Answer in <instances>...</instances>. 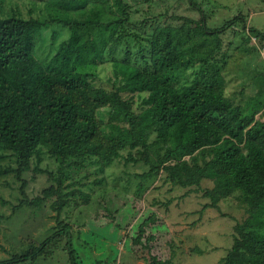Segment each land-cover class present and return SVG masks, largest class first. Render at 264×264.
<instances>
[{
    "label": "trees",
    "instance_id": "16d2710c",
    "mask_svg": "<svg viewBox=\"0 0 264 264\" xmlns=\"http://www.w3.org/2000/svg\"><path fill=\"white\" fill-rule=\"evenodd\" d=\"M189 1L201 18L192 20L194 25L156 26L147 38L149 58L144 65L131 57L114 58L113 87L108 89L95 86L92 79L99 76L110 46L104 28L111 25L114 31L115 26L66 13L85 12L89 0L65 3L66 12L53 19L73 31L45 64L35 55L41 21L16 13L3 16L0 0V147L16 151L21 166L28 165L43 146H50L62 161L101 155L103 165H109L124 148L147 147L155 130L156 141L167 145L162 164L177 160L162 167L171 180L187 186L210 178L214 187L207 194L215 202L241 191L248 203L250 214L236 224L235 240L224 263L264 264V71L246 100L228 95L224 63L202 69L193 81L180 80L182 70L206 65L215 57L222 47L221 34L237 22L258 39H264V31L249 27L243 14L210 27L204 7L197 0ZM126 5L121 6L119 37L140 38L126 27L131 20ZM91 26L102 31L97 36L80 31ZM141 53L145 56L143 48ZM101 134L108 138L105 145L98 141ZM187 156L189 160L184 159ZM146 161L152 164L151 171L143 177L160 171L162 165L148 157ZM52 190L58 191L50 187L44 193L49 196ZM60 224L40 245L0 264L37 259L63 239L70 263L79 264L72 227ZM150 264L168 261L153 256Z\"/></svg>",
    "mask_w": 264,
    "mask_h": 264
},
{
    "label": "rangeland",
    "instance_id": "374dc122",
    "mask_svg": "<svg viewBox=\"0 0 264 264\" xmlns=\"http://www.w3.org/2000/svg\"><path fill=\"white\" fill-rule=\"evenodd\" d=\"M71 1L1 0V14L16 13L41 21L35 55L45 64L72 34V27L53 20L66 12L64 4ZM118 1L89 0L85 12H66L71 18L91 16L115 26L114 31L111 25L104 28L110 46L99 76L92 79L95 86L108 89L113 87L114 58L131 57L144 65L149 58L147 38L156 26L194 25L192 20L201 18L189 0H122L131 16L127 29L141 36L122 38L124 14ZM197 1L204 7L210 27H220L243 14L249 27L264 31V0ZM89 29L80 31L86 36L102 31L96 26ZM221 38L222 47L215 57L206 65L182 70L180 80L193 81L202 69L224 63L228 95L246 100L258 87L259 72L264 71V39L255 37L241 22ZM148 138L147 147L124 148L109 165H103L101 155L62 161L50 146H43L28 165L21 166L16 151L0 147V261L40 245L61 228L63 221L72 227L79 264H150L153 256L168 264H225L236 224L250 214L242 192L235 191L215 202L207 194L214 187L210 178L187 186L174 182L162 167L177 160L162 164L167 145L156 141L155 130ZM98 141L105 145L108 138L101 134ZM147 157L162 166L158 173L143 177L151 171ZM50 187L58 191L46 196L44 190ZM19 264H71L66 240L48 254Z\"/></svg>",
    "mask_w": 264,
    "mask_h": 264
}]
</instances>
